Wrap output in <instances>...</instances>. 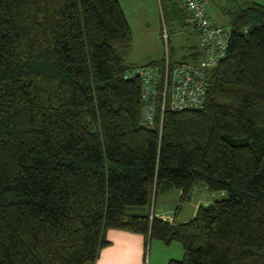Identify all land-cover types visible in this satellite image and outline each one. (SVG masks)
<instances>
[{"label":"trees","instance_id":"trees-1","mask_svg":"<svg viewBox=\"0 0 264 264\" xmlns=\"http://www.w3.org/2000/svg\"><path fill=\"white\" fill-rule=\"evenodd\" d=\"M179 2L160 0L170 40L191 27L199 43L181 56L171 44L170 57L198 60L201 32ZM226 12L204 106L169 108L160 126L142 118L120 0H0V264H95L113 228L145 247L181 242L168 264H264V3ZM198 181L228 195L180 221ZM172 185L173 220L151 217Z\"/></svg>","mask_w":264,"mask_h":264},{"label":"built area","instance_id":"built-area-1","mask_svg":"<svg viewBox=\"0 0 264 264\" xmlns=\"http://www.w3.org/2000/svg\"><path fill=\"white\" fill-rule=\"evenodd\" d=\"M189 10L190 20L201 32L200 44L204 49L201 58L194 61H172L170 33L164 24L162 37L165 59L162 63L141 66L135 74L143 80L144 98L142 118L148 125L159 119L163 124L167 109L180 110L203 107L207 98V73L226 54L230 29L215 23L207 0H183ZM173 220L166 213L151 208V217Z\"/></svg>","mask_w":264,"mask_h":264},{"label":"rangeland","instance_id":"rangeland-1","mask_svg":"<svg viewBox=\"0 0 264 264\" xmlns=\"http://www.w3.org/2000/svg\"><path fill=\"white\" fill-rule=\"evenodd\" d=\"M224 1L229 0H222V2ZM240 1L244 2L253 0ZM254 1L264 3V0ZM121 2L123 8L126 11L133 33L132 47L127 56V60L130 63H135L138 65L134 67V71L136 72L142 65L148 63L147 61L153 58H159L165 52V43L161 36V28L162 25L165 23V20L161 10L160 0H121ZM179 3L181 4V2ZM220 21L222 23H225V25L229 26V18L226 14H224L223 19H220ZM166 27L169 33H171L168 24ZM186 32V29L178 27L176 31L172 33L170 40V53L172 44V46L178 52H182L184 54L186 47H188V40L185 36ZM188 52L189 51L187 49L185 53ZM206 190L209 192L208 195L211 201H214L215 199L221 197H226L228 195L227 191L225 190L211 191L208 189L207 184L205 182L198 181L195 184L191 199L183 201L181 203L182 205L178 213L179 220L190 219L194 216L193 212L197 209L198 205L203 202L205 203V201L201 202V200L199 199L202 196L201 194ZM180 202L181 190L176 186L172 185L171 187H168L165 190H161L156 199L154 195L152 205L157 211L165 212L167 216H170L174 213ZM109 230L110 232L113 231L112 229ZM172 244L173 245L170 249H166L168 247H166L160 239L149 238L147 246H144V264H157L156 252H158L159 246L161 248V251L163 252L165 250H169L173 258H182L184 255V247L182 243L177 240H174L172 241Z\"/></svg>","mask_w":264,"mask_h":264},{"label":"crops","instance_id":"crops-1","mask_svg":"<svg viewBox=\"0 0 264 264\" xmlns=\"http://www.w3.org/2000/svg\"><path fill=\"white\" fill-rule=\"evenodd\" d=\"M180 1L183 2V0H180ZM207 2H208V7L210 9V12L213 16L214 22L225 25V23H222L220 19H223L224 14H226L229 18L228 27H230V17H229V14L226 12V6L228 5V1L222 2V0H207ZM186 30L187 32L185 33V36L187 37V40H188L187 41L188 47H186V50L188 49L189 52L185 53L186 51L185 50L183 54L182 52L180 53L177 50H175V52L178 53L180 56L190 54V52L196 49L193 47L191 48V46H193V44L195 43L197 44L199 43L198 31H195L191 27L187 28ZM159 58H153L151 60H155ZM151 60L147 62H150ZM208 194L209 192L207 190L201 194L202 196L200 197L199 200H201V202L205 201V203L204 202L200 203V205L208 204L212 202ZM200 205H198V207ZM198 207L196 210H194L193 212L194 215L196 214ZM174 214H175V211L173 214H171L168 217H171V216L174 217ZM185 220L187 219H182V220L180 219V221H185ZM112 230H113L112 232H110V230H108L107 232V236L111 240V242L101 249L100 255L98 259L96 260L95 264H144V246H145L144 245L145 244L144 235L141 233L132 232V231L124 230V229L113 228ZM163 244L166 247H168L166 249H170L171 246L173 245L172 243L167 244L165 242H163ZM156 255H157L156 256L157 264H168L169 260L173 258L169 250H165L163 252L161 251L160 246H159L158 252H156Z\"/></svg>","mask_w":264,"mask_h":264}]
</instances>
